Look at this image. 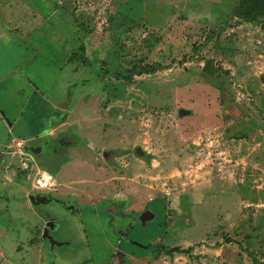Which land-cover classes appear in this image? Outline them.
Instances as JSON below:
<instances>
[{
    "label": "rangeland",
    "instance_id": "obj_1",
    "mask_svg": "<svg viewBox=\"0 0 264 264\" xmlns=\"http://www.w3.org/2000/svg\"><path fill=\"white\" fill-rule=\"evenodd\" d=\"M242 3L0 0V113L14 122L25 111L36 115L43 98L52 105L73 96L58 128L73 135L60 143L54 135L50 153L58 185L38 189L35 200L82 195L129 220L111 236L115 247L105 238L101 264H264V16L248 23ZM146 66L161 70L131 83L115 78ZM6 130L0 123V154L16 135ZM28 149L19 147L23 159ZM104 151L118 158L107 165ZM12 188L0 170V247L8 248L0 264L100 261L102 248L84 246L94 222L80 231L67 219L50 228L67 245L32 251L28 235L41 220L25 209L23 189ZM7 209L21 211L18 220ZM58 252L67 257L54 259Z\"/></svg>",
    "mask_w": 264,
    "mask_h": 264
},
{
    "label": "crops",
    "instance_id": "obj_2",
    "mask_svg": "<svg viewBox=\"0 0 264 264\" xmlns=\"http://www.w3.org/2000/svg\"><path fill=\"white\" fill-rule=\"evenodd\" d=\"M24 63H22V65H24ZM17 70H19V68ZM20 71H22V69H20L19 72ZM136 77H140V76H136ZM20 78H23L22 81L26 86L30 85L33 89L34 88L37 89L36 92L39 93L38 90L40 91V87L36 85L30 78L25 77L23 74L21 75ZM25 85H22V87H24ZM71 87H75V86H71ZM72 97H73L72 94L68 92V98L67 100H64L65 102L64 104H57L55 102L52 103V105H55L56 107L51 105L49 99L47 100L43 98L40 104L35 106L37 109L34 110L38 112L36 113V115L32 116L31 113L27 115L25 111L24 112L25 114L24 113H21V115L19 114L18 118H16L14 122H12L10 116L7 115V113H2V114L0 113V123H3L4 126L6 127L8 126V131L6 130L7 131L6 134L11 135L12 133L14 134V132L16 134L15 137H12L11 140H9V142L6 143V146H3L4 149L1 151L0 154V166H2L0 170L6 171L8 176V182L11 183V185H13L12 188L13 190L14 189L18 190L20 188L23 189L22 191L23 193L21 194L23 196V204H25V209L27 210V212H29L31 216L35 215L39 217L41 220L39 226H37L34 229V231L29 233L28 235L29 238L28 246L31 248L32 251L34 248L35 249L39 248L38 245L42 248L41 244H43V246L46 245V248L50 250L53 249L55 250L58 249L57 247H62L63 245H67L65 242H63L64 241L63 237L56 235V233L52 234L51 233L52 229H50V228H54L55 226H60L61 228V226L64 225V222L67 219H71L75 222H78V229L80 231L89 228L88 227L89 225H87V223L92 225L90 222H94L97 225L96 229L93 228L96 232L93 229H91V231L93 233L95 232V234L94 236H92L93 238L89 237L90 238L89 239L87 237L88 240L86 243H84V246H86L85 247L86 249H89L88 246H91L92 248L96 247L98 249L102 248L103 251L99 256L100 261L98 262L97 260L96 263V264H101L102 257L105 254H108L107 250L116 246L114 244L115 242L112 240V237L113 238L115 237V232L123 231L125 227H127L130 224L128 222L129 220H127V218L125 217V214L109 213V215L107 214L108 215L107 216L103 212L104 206L101 205L102 200H98L97 202L93 201L92 199L88 200V198L87 200H85L82 195L79 196L78 199L77 198L70 199L68 196L59 197L57 194H51V193H46L45 196L44 195L40 197L38 196L39 200H35L37 197L36 196L34 197L35 193H39V194L42 193L39 192L38 189L50 191L53 187L58 185V179H59L58 177L60 176L55 171H52V169L56 165V162L50 160V157L53 156L50 153L58 135H59L58 137L59 143L61 137L70 138L73 135L74 130H64V131L58 130V128H60L61 124H63L64 122L66 115L65 111L71 105ZM41 104L42 106H40ZM52 109H55L57 112L62 111V113L57 114V112L55 111L53 112ZM53 115H57L58 118L56 120L49 122V125L46 126L44 122H46V120ZM16 121H18L17 123H19L17 125V130L15 128ZM54 135L56 136V138ZM26 145H28L29 149L26 152L27 154L24 155L26 159H23L19 153H21V150L24 149ZM70 145H68L70 146V148L74 146V144H70ZM0 146H2V144H0ZM19 147L21 150H19ZM61 149L64 148L61 147ZM136 149H140V148H136ZM135 150H134L135 156L139 158H144L145 153L143 150L140 149L141 152L143 153L142 156H138L137 154H135ZM17 156H20L25 162L23 161V164L19 163ZM101 157L104 163H106L107 165L113 163L115 159L118 158V156H116V152L114 151H104ZM47 158L49 160H46ZM30 159L33 160V162L28 163ZM63 166L64 163L62 167ZM24 167L26 169H30V171H36L35 172L36 178H34L33 181L31 177L19 175L20 172L18 170L22 169V171H25ZM47 174L51 176L57 183L51 184V182L53 183L54 181H52V179H50V177ZM41 177L46 178L47 181V183H45L43 186H39L38 184V181ZM118 198L121 199L122 201L125 200L124 195ZM44 207H46V210L47 208H51V209H49L48 212L45 213L42 210L44 209ZM109 207L111 208V211L116 212V208H115L116 206L111 205ZM9 211L12 210L7 209L6 213H8ZM20 212L12 211L11 213H8V215L9 217L15 218L16 221L20 217ZM110 214L113 217L117 218L116 220H114V222L109 218ZM1 215L2 213H0V217ZM123 217L125 219H123ZM118 219H121V222H119ZM113 225H115V227L116 225L118 226L114 228L112 227ZM37 228H42L41 239L37 238ZM107 235L111 240V242H108L110 248L108 247L106 242V239L108 237ZM81 237L84 238V236ZM79 243L82 244V241H79ZM78 245H73L72 248H77ZM28 246L18 244L16 245V249L17 251L20 249L23 250L26 249L28 251L29 249ZM7 249L8 248L5 244H3L0 247V256L4 260L6 259L7 256V254L5 253L7 252ZM28 253L30 254V252ZM57 256H59V258L61 259L67 257L66 255H63V253L58 252L57 254L53 255V258L55 259L57 258ZM25 261L28 263L30 260L24 258H21L19 260L18 258V260H15L13 264H20L23 262L26 263ZM78 264H95V263L94 262L92 263V261L89 259L88 260L81 259Z\"/></svg>",
    "mask_w": 264,
    "mask_h": 264
},
{
    "label": "trees",
    "instance_id": "obj_3",
    "mask_svg": "<svg viewBox=\"0 0 264 264\" xmlns=\"http://www.w3.org/2000/svg\"><path fill=\"white\" fill-rule=\"evenodd\" d=\"M243 6H247L249 8V12L246 14V19L248 20V23H251L253 25L259 24L257 21V18L260 16H264V0H242ZM159 66H146L145 68L139 69V70H133L131 71L129 77H124L119 74L115 75L116 79H123L127 83H131L136 76H142V75H153L160 71Z\"/></svg>",
    "mask_w": 264,
    "mask_h": 264
},
{
    "label": "built area",
    "instance_id": "obj_4",
    "mask_svg": "<svg viewBox=\"0 0 264 264\" xmlns=\"http://www.w3.org/2000/svg\"><path fill=\"white\" fill-rule=\"evenodd\" d=\"M45 183H47L46 178H40L38 181L39 186H43Z\"/></svg>",
    "mask_w": 264,
    "mask_h": 264
},
{
    "label": "water",
    "instance_id": "obj_5",
    "mask_svg": "<svg viewBox=\"0 0 264 264\" xmlns=\"http://www.w3.org/2000/svg\"><path fill=\"white\" fill-rule=\"evenodd\" d=\"M135 154H137L138 156H142L143 155V153L141 152L140 149H136L135 150Z\"/></svg>",
    "mask_w": 264,
    "mask_h": 264
},
{
    "label": "bare ground",
    "instance_id": "obj_6",
    "mask_svg": "<svg viewBox=\"0 0 264 264\" xmlns=\"http://www.w3.org/2000/svg\"><path fill=\"white\" fill-rule=\"evenodd\" d=\"M69 170V169H68Z\"/></svg>",
    "mask_w": 264,
    "mask_h": 264
}]
</instances>
